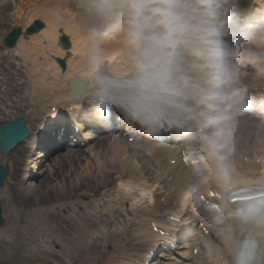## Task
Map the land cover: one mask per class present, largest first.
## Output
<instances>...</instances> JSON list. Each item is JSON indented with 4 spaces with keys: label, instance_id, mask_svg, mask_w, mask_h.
Here are the masks:
<instances>
[{
    "label": "clouds",
    "instance_id": "obj_1",
    "mask_svg": "<svg viewBox=\"0 0 264 264\" xmlns=\"http://www.w3.org/2000/svg\"><path fill=\"white\" fill-rule=\"evenodd\" d=\"M81 5L98 24L118 27L131 50V75L121 77L105 70L97 43L89 49L94 110L107 119L119 106L150 133L167 113L178 111L181 130L201 145L228 210L235 194L229 153L237 117L248 109L238 58L264 77V23L242 25L237 0H81ZM232 218L238 231L225 240L232 264H264V203L242 202Z\"/></svg>",
    "mask_w": 264,
    "mask_h": 264
},
{
    "label": "bare ground",
    "instance_id": "obj_2",
    "mask_svg": "<svg viewBox=\"0 0 264 264\" xmlns=\"http://www.w3.org/2000/svg\"><path fill=\"white\" fill-rule=\"evenodd\" d=\"M4 2L5 3L3 4L7 3L6 0H4ZM63 4H67L65 3V0L43 1L41 3V7H39V9L36 11V14H46V17L51 19V22L48 23V27L44 29L39 35L31 37L29 43H21L14 50L18 52V57H20L22 60L21 63L14 62V65H19V67L15 68V74H21V78L24 74H26L29 79L28 83L21 79L15 85V90L21 93L23 89H28V100L31 103L30 105L32 110L29 112V119H31V121L28 122L31 134L24 144L19 145L17 150L5 158V161L7 160L8 165L13 170L11 177L10 173H8L9 176L7 183L13 184V187L20 191V194L23 198V200L20 202L24 205V208L25 206L28 207L26 210L29 212H31L34 206L37 205L38 201L46 202V199L51 195H56L54 198L57 199L59 191H62V189L66 190L67 188H70L71 194L70 196L68 195L66 197L68 200V202H66L68 204H73L75 203L74 199L76 196L87 195L91 189L90 186H92V184L97 180V184L99 186L103 184L102 187L104 188L107 186L108 181L106 180L116 177L114 176L115 174H118L116 178L119 177L121 180L125 178L129 179L131 176H133L132 170L128 168L130 163H128L127 160L130 157H132V159L136 157L137 159H140L142 161V170L145 171L149 176L151 175L149 170H152V167H157L159 169V175H157L158 177H153L154 180H158L162 177L163 170H167L168 173L169 171H174L172 166H167L162 157V155L168 153L169 150L163 148H152L150 146L146 147L143 143H140L138 145L139 147L131 146L126 143L121 136L108 135L105 137L95 138V140L92 141L88 146V151L86 150L88 152L87 155L83 153L82 149L67 151L65 153L63 152V156L61 153L58 154V157H60L54 159V161H57V163H55L56 165L54 163H50L49 166L51 170H46V172L43 174V177H36L35 169H38L44 158L48 156V150L50 149L49 145L52 141L50 140L51 137L53 134V137L58 136L53 131L56 124H44V122L47 119L48 122H52L53 117L60 116L59 114L68 108V104L65 102V97L67 96V93L70 89V81L72 78L78 76L85 80L89 86L84 92L85 96L88 98V96L92 95L91 82L88 79L90 72L88 57L89 49L93 43H97L102 50V54L105 59L106 71L121 74L123 73V69L128 65V62L131 61V50L126 43V40L120 41L116 38L114 42L110 44H104L101 38L93 35L95 26H100V24H98L96 21L94 22V26L91 25V21L84 20V23L80 21L82 20L80 19V23H76L77 25H70L72 21H69V24L65 23L63 24L64 26L58 27V24H60L58 17H60L61 12L65 13L67 20L73 18L75 15V13L70 14L68 11L60 10L62 9ZM249 4L250 3L248 0L244 1V6L246 8L250 6ZM8 5L10 4L8 3L7 6ZM259 12L261 14L263 13L262 15H264V4H262ZM61 16L63 15L61 14ZM84 25H87L86 27L88 28V34L82 32V30L85 28ZM62 31L70 37L72 42V47L70 49L71 56L67 58V69L65 71H61L55 59L56 57H64L65 55V51L59 48L57 44V39L62 34ZM95 38V41L91 40ZM43 39L46 41V44L43 42ZM1 42L2 38H0V46ZM51 43L54 48V53L51 54L50 57V55L48 56V54H46V51L47 45H51ZM7 51L8 50L5 48H2L0 51V57L1 55H5ZM22 67H24L25 70L21 69ZM262 79L263 77L258 78V82L261 84L263 83L261 81ZM81 103L82 105L76 103H71L70 105H72L73 108H76L77 110H79L78 108L82 110L84 108L83 105H85L86 102L83 101ZM3 105L5 106V109H7L8 105L4 104V102ZM47 105L49 106L48 110ZM77 105L80 107H77ZM53 106H56V112L50 111ZM40 114H43V117H40ZM69 114L75 118V115H73L72 112ZM57 127L60 128V125L57 124L56 128ZM246 129L248 130L249 128H245L244 125L237 123V127L234 132L238 133L233 137V143L231 145L232 148L238 146L239 150L251 151L249 144L253 143V139L248 141L249 143L247 142L248 135L251 134V131H247ZM56 131H58V129ZM47 135H50V137L47 138ZM253 135L256 136L257 132H254ZM29 144H32L33 147H35L36 144L38 145L33 151L35 152L34 154L32 152L30 153L32 150L28 151L26 149ZM258 145L259 143L256 142V146ZM146 152H149V155H147ZM254 152L256 160H259L260 157L263 156L260 153L261 151H259V147L255 148L253 153ZM2 155L3 154H0V158H2ZM238 155L240 156V152H238ZM238 155L235 157L229 156V163L235 183L244 184L247 181L253 180L255 177H257L258 180H264V160L259 166H249V164L247 165L248 159L246 162L243 160L242 162L235 164V162L240 160ZM247 157L250 159L251 155ZM154 162H157L158 165H156ZM55 166L57 171L52 172ZM210 171L211 174L209 177H211V179H215L211 168ZM62 172L66 176L62 175ZM256 172H258V174L253 175ZM141 176L144 177V175ZM10 178L11 181L9 180ZM103 178L105 180H103ZM211 179H209V183L206 184V187H208L211 183ZM25 181H28L29 184L24 183ZM167 181L168 180H166V182L164 181L166 184L163 185L164 189L167 191L164 194V200L162 201L160 198L155 196L154 208L151 206L149 213L138 211L140 221L136 226H134L135 228L128 227L127 229H118L116 234H113L112 232L110 233V231H108L110 233L109 237L107 233L104 236V239H102L105 243H108V245H115L117 242V237L127 239L125 246L121 247L120 250L116 249L114 252L115 254L111 258L113 264H143L147 254L144 251L146 249L143 250L142 248L141 250L140 247L157 245V241L155 240L157 239V235H155L150 230L148 223L144 221L145 219L143 218L145 216L151 215L150 212H152L155 208L161 212L173 209L175 207L173 205L175 201H177L178 205L181 207H185L188 203L184 196L183 190L188 188L184 186V182H189V177L182 178L180 182ZM94 187L96 189V186ZM11 197L16 200L14 196ZM34 202L36 203L34 204ZM31 203L33 204L28 205ZM75 205L78 207L77 204ZM97 208L100 215L96 218V222L99 225L102 224V227L112 226V222H114V219L117 218V216H114L112 213L114 210L112 205H109L110 209H107V211L106 209L101 211V207ZM103 212L105 213L102 214ZM160 217L163 219V216ZM80 218L81 217H79V219ZM88 224L77 220V225L73 226V228H70V234L71 239L75 243L90 249L92 246L86 242V239L91 233L90 223ZM77 226L78 229H74ZM219 231L221 232L220 236H215L213 237L214 239H212V241L211 239H208L207 241V245L212 244L213 254H220L224 250L226 246V237L232 234L230 226H224L219 229ZM93 239L94 242H97L98 240L97 238ZM52 241L54 244H56L57 242L62 241V239L54 238ZM62 244L66 248L67 242H63ZM110 247L113 249L115 246ZM132 250L135 251L133 252ZM138 259L141 261H138ZM35 261H39V259L35 258ZM194 262L196 264H207V262L204 261L200 262L196 260ZM70 264H73V261Z\"/></svg>",
    "mask_w": 264,
    "mask_h": 264
},
{
    "label": "rangeland",
    "instance_id": "obj_3",
    "mask_svg": "<svg viewBox=\"0 0 264 264\" xmlns=\"http://www.w3.org/2000/svg\"><path fill=\"white\" fill-rule=\"evenodd\" d=\"M42 2L30 3V1L24 0L17 8L13 9L9 5L7 6L8 2L3 4L5 3L4 0H0V37L3 38L12 26H26L34 19H43L48 24L51 20L46 16L41 14L32 15V7H39ZM105 38L108 39L107 37ZM1 57L0 119L8 120L18 116H24L29 119V112L32 110L30 109L31 103L28 101V89H23L21 93L15 90V85L21 79L24 81L20 75L15 74L13 60L16 61V55L14 52H9L6 55H1ZM2 101L7 103V109H4L5 106L2 104ZM40 117H43V114H40ZM28 121H31V119ZM83 153L87 155L88 152ZM3 155L4 158L1 162L9 168L11 177L13 170L5 163L7 155ZM127 161L130 163L128 165L129 168L131 167L134 175L137 176L132 178L133 183L135 180L139 182V178L142 177L141 175H144L141 178L142 180L145 179L155 187L159 185L158 182H154V179H149L145 171L142 170V161L140 159H137V157L132 159L130 157ZM153 170V173H156L157 168H153ZM62 175L65 174L63 173ZM9 180L11 181V178ZM6 183L3 187H0V206L2 207L4 217V224L0 227V264H70L72 261L73 264L74 262L75 264H92V259L98 260L100 264H106L109 257L113 255L114 252L109 249L108 245H104L105 242L102 239H104L107 233L108 237L111 232L116 234V228L113 227V224L112 226L102 227V224L99 225L96 222L97 216L95 213L96 210L94 209L96 205L94 201L99 205L105 202L107 197L103 192L101 195V191L95 195V190L93 189L94 191H89L88 195H84V197H88L92 202L84 198L83 200H75L82 207V210L79 208L73 209L74 207L71 208L72 205L69 204H63L62 208H58V202L56 203V200L62 197L66 198V196L71 194L69 189L64 190L61 188L62 191H59L57 199L54 198L56 195L47 196L46 202L38 201L37 205L29 212L26 210L28 207L25 206L24 208V205L20 202L23 200L20 191L15 189L13 184ZM131 186L123 188L128 192ZM130 190L131 193L129 194L128 192L122 198L115 196L113 192L110 193L109 201L117 200L122 203L116 209L118 211L116 215L118 219L115 222L119 226H124L134 218L133 214L129 212L133 208H147L146 204L148 199L143 196L147 190L141 189L136 184ZM11 196H14L18 202ZM123 198L129 204L127 208L123 205ZM62 202L63 200L60 204ZM78 211H80L79 214ZM79 217L81 218L79 219ZM77 220L87 224L90 223L91 225L90 236L86 239V242L92 246L90 249L75 243L71 239L70 228L77 225ZM74 229H78V226ZM54 238L62 239V241L54 244L52 241ZM93 238H97V242H94ZM63 242H67L66 248L62 244ZM119 244L124 245L125 242L123 243L120 239V242L116 245ZM35 258H38L39 261H35Z\"/></svg>",
    "mask_w": 264,
    "mask_h": 264
},
{
    "label": "water",
    "instance_id": "obj_4",
    "mask_svg": "<svg viewBox=\"0 0 264 264\" xmlns=\"http://www.w3.org/2000/svg\"><path fill=\"white\" fill-rule=\"evenodd\" d=\"M28 134V130L24 127V120L20 119L16 123H5L0 131L1 148L5 151H10L18 142ZM5 169L0 166V185L5 179ZM2 218L0 216V224Z\"/></svg>",
    "mask_w": 264,
    "mask_h": 264
}]
</instances>
